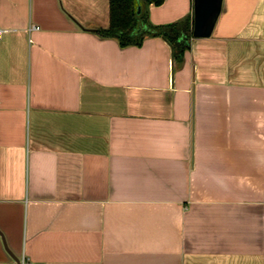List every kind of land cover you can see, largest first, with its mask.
I'll list each match as a JSON object with an SVG mask.
<instances>
[{
  "label": "crops",
  "instance_id": "obj_1",
  "mask_svg": "<svg viewBox=\"0 0 264 264\" xmlns=\"http://www.w3.org/2000/svg\"><path fill=\"white\" fill-rule=\"evenodd\" d=\"M0 0V263L264 264V0ZM139 27L137 32L145 28Z\"/></svg>",
  "mask_w": 264,
  "mask_h": 264
},
{
  "label": "trees",
  "instance_id": "obj_2",
  "mask_svg": "<svg viewBox=\"0 0 264 264\" xmlns=\"http://www.w3.org/2000/svg\"><path fill=\"white\" fill-rule=\"evenodd\" d=\"M163 1L109 0V26L99 30L98 34L117 40L120 47L139 46L144 37H160L170 45L174 60L180 62L192 36L188 18L163 26H152L147 22L143 8V5L159 6ZM144 25L145 28L137 32Z\"/></svg>",
  "mask_w": 264,
  "mask_h": 264
},
{
  "label": "water",
  "instance_id": "obj_3",
  "mask_svg": "<svg viewBox=\"0 0 264 264\" xmlns=\"http://www.w3.org/2000/svg\"><path fill=\"white\" fill-rule=\"evenodd\" d=\"M196 9H195V16L193 20V36H199V33L201 31V28L203 24L205 23L206 19L208 18V10L211 9L209 3V0H196ZM216 1V0H213ZM140 8H138L139 12ZM12 262L11 263H0V264H20V261L14 257L13 255H10Z\"/></svg>",
  "mask_w": 264,
  "mask_h": 264
},
{
  "label": "built area",
  "instance_id": "obj_4",
  "mask_svg": "<svg viewBox=\"0 0 264 264\" xmlns=\"http://www.w3.org/2000/svg\"><path fill=\"white\" fill-rule=\"evenodd\" d=\"M20 264H33V263H27V262H25V260L22 259V260L20 261Z\"/></svg>",
  "mask_w": 264,
  "mask_h": 264
}]
</instances>
